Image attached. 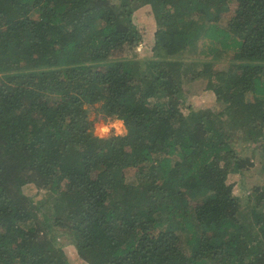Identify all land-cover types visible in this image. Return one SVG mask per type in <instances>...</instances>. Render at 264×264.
Wrapping results in <instances>:
<instances>
[{
  "label": "trees",
  "instance_id": "trees-1",
  "mask_svg": "<svg viewBox=\"0 0 264 264\" xmlns=\"http://www.w3.org/2000/svg\"><path fill=\"white\" fill-rule=\"evenodd\" d=\"M251 143L264 162V0H0V264H264V183L228 181Z\"/></svg>",
  "mask_w": 264,
  "mask_h": 264
},
{
  "label": "rangeland",
  "instance_id": "rangeland-1",
  "mask_svg": "<svg viewBox=\"0 0 264 264\" xmlns=\"http://www.w3.org/2000/svg\"><path fill=\"white\" fill-rule=\"evenodd\" d=\"M236 2H233L230 4L229 11L224 13L222 22H226L228 19L230 12L233 8H236ZM135 20L139 23L141 27H144L147 31V33H152L153 31V22H152V15L150 12L149 6H142L139 9L135 11ZM151 44L148 42L147 39L144 40L143 44H141L136 50L138 57L143 59H149L148 52H150ZM232 57V53H230L227 56V61ZM222 65H224L223 62H221ZM230 64V62H229ZM216 68V66H214ZM196 83L202 82L201 79L193 80ZM189 83V82H188ZM204 85V84H203ZM203 85H195L194 87H190L189 85H186L185 89V96L184 99L186 101V105L190 104L194 108H205V107H216L213 99L211 96L205 94L207 91L204 89ZM205 90V91H204ZM171 93V91H167L164 94ZM193 93H196L193 95ZM91 118H94V124H93V134L98 137L107 136L108 134L114 133L117 134V128H120L123 132L122 135L126 133V130L124 128L123 122L121 120H107L104 117H102L100 114L96 113V111H91ZM184 112H187V109H184ZM97 114V115H96ZM107 127L109 131L107 133H102L101 129ZM253 148V144H244V145H238L237 146V152L246 158L247 161L252 163L248 167H244V169L241 170L239 174H232L229 176L228 181L230 183H234V189L235 192L239 195V198L244 200L243 196L248 195L251 193L252 188L255 186H261L264 183V162L263 157L261 153H257L252 157L251 149ZM245 163V160L243 161ZM135 169L129 168L126 171V175L128 176V180L132 181V177L134 175ZM132 179V180H131ZM34 190L32 193L34 194ZM46 195L45 192H39V194H36L34 196L35 201H40L44 196ZM243 206V212L246 221H249L248 219L253 217L245 205ZM75 259V264H84V262L80 261L79 258L77 259L76 256L73 257Z\"/></svg>",
  "mask_w": 264,
  "mask_h": 264
},
{
  "label": "clouds",
  "instance_id": "clouds-1",
  "mask_svg": "<svg viewBox=\"0 0 264 264\" xmlns=\"http://www.w3.org/2000/svg\"><path fill=\"white\" fill-rule=\"evenodd\" d=\"M109 131V129L107 127H104L101 129L102 133H107ZM117 134H123L122 130L120 128H117Z\"/></svg>",
  "mask_w": 264,
  "mask_h": 264
}]
</instances>
